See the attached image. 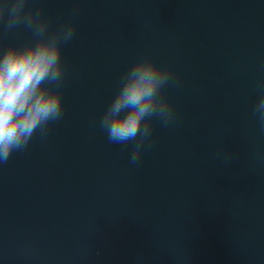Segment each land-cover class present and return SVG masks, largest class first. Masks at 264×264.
<instances>
[{"label":"water","instance_id":"95a60500","mask_svg":"<svg viewBox=\"0 0 264 264\" xmlns=\"http://www.w3.org/2000/svg\"><path fill=\"white\" fill-rule=\"evenodd\" d=\"M63 47L64 116L0 164V264H264V0H30ZM29 33L0 34L23 42ZM149 55L177 121L132 166L98 120Z\"/></svg>","mask_w":264,"mask_h":264},{"label":"clouds","instance_id":"9594fccd","mask_svg":"<svg viewBox=\"0 0 264 264\" xmlns=\"http://www.w3.org/2000/svg\"><path fill=\"white\" fill-rule=\"evenodd\" d=\"M30 0H0V34L23 29V42L0 41V164L14 152L26 150L39 134L64 116L63 85L67 66L63 47L76 35L75 17L54 24ZM178 83L170 66L149 55L135 60L122 73L117 91L100 115L99 128L110 144L127 146L129 164L139 166L155 145L153 122L167 128L178 117L165 89ZM264 126V87L253 110Z\"/></svg>","mask_w":264,"mask_h":264}]
</instances>
